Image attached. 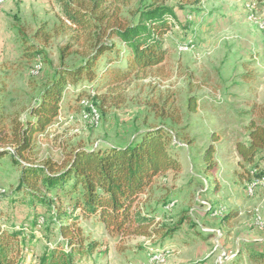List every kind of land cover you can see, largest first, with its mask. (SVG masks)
Instances as JSON below:
<instances>
[{
  "label": "rangeland",
  "instance_id": "obj_1",
  "mask_svg": "<svg viewBox=\"0 0 264 264\" xmlns=\"http://www.w3.org/2000/svg\"><path fill=\"white\" fill-rule=\"evenodd\" d=\"M152 2L174 7L178 16L164 36L165 62L106 85L109 76L102 72L110 59L111 66L127 65V48L113 40L116 53L98 61L96 80L66 86L59 117L36 136L30 162L60 164L77 149L125 146L148 129L164 127L182 169L157 177L139 206L159 225L178 230L166 239L120 241L97 219L79 217L86 243H99L79 264H249L247 249L264 251V207L250 214L225 194L237 174L254 169L237 163L236 144L249 142L252 121L264 123V0H130L122 17L136 23ZM88 53L64 20L59 0H0V105L7 128L30 119L58 71L83 65ZM9 151L0 158V227L31 232L35 239L20 264H38L45 246L58 239L57 211L27 205L28 198L17 192L21 167ZM222 162L231 166L224 171L231 175L224 185L229 192L215 181ZM244 179L239 185L246 198L262 204L264 183ZM54 194L48 198L56 201ZM76 196L64 197L67 215L80 214Z\"/></svg>",
  "mask_w": 264,
  "mask_h": 264
},
{
  "label": "trees",
  "instance_id": "obj_2",
  "mask_svg": "<svg viewBox=\"0 0 264 264\" xmlns=\"http://www.w3.org/2000/svg\"><path fill=\"white\" fill-rule=\"evenodd\" d=\"M59 1L64 20L75 30L77 39L87 44L86 62L75 69L61 68L25 122L15 120L8 129L0 105V158L12 149L11 159L22 172L17 192L28 198L29 207L57 211L54 215L58 239L53 245L45 246L38 264H79L93 254L99 243H86L83 230L76 223L79 217L97 219L120 241L130 237L166 239L178 230L159 225L153 215L143 213L139 206L140 195L157 177L169 172L176 174L182 169L171 149L173 138L164 127L148 129L139 140L125 146L77 149L60 164L30 162L29 153L36 136L43 134L59 117L66 86L96 80L98 61L106 54L116 53L117 44L113 40L117 39L127 48V65L111 66L110 59L102 72V76H109L106 85L121 83L132 75L162 65L167 57L164 36L173 28L172 23L178 21L174 7L155 2L145 6L133 23L122 17V7L130 0ZM191 1L181 0L184 4ZM248 137V143L236 144V151L242 167L253 165V170L241 174L253 183L264 179V168L260 169L264 161V123L252 121ZM213 153L210 147L206 154L208 162ZM50 194L57 195L56 201L48 198ZM73 194L77 195L74 209L80 211L78 216L67 215L63 208L65 198ZM34 239L31 232L25 233V227L12 230L0 227V264H20L24 249ZM247 251L249 264H264V251Z\"/></svg>",
  "mask_w": 264,
  "mask_h": 264
},
{
  "label": "crops",
  "instance_id": "obj_3",
  "mask_svg": "<svg viewBox=\"0 0 264 264\" xmlns=\"http://www.w3.org/2000/svg\"><path fill=\"white\" fill-rule=\"evenodd\" d=\"M254 118L251 119V121L253 120ZM220 142V141H218ZM234 152L236 153V150L234 149ZM239 157V156H238ZM181 161V160H180ZM240 162V158L237 159V163ZM183 163V162H181ZM230 164H228L227 162H222V164H220L218 166V168L222 169L223 172L221 174H217L216 175V179L215 181H218V184L221 185L223 187L224 190H228L229 192V189H226L225 188V184H229L230 182H228L227 180V177L231 176V175H227L225 176L224 174V171L225 169H228L230 170L231 169V166H229ZM234 167V166H233ZM234 169V168H233ZM175 174V173H174ZM241 173L237 174V181H232V189H231V193H228V194H225L226 197H228L229 195L232 196V200L237 203V204H240L242 203V205H246V208L247 210L249 211L250 214H254V212L258 211L260 212L261 210V207L263 206L264 207V197H263V203L262 204H259L260 202V199L258 201V199H252V198H246L247 196L245 195V193H243L239 183L241 181L245 182V179L240 175ZM236 182V183H235ZM230 187V186H229ZM217 194H220L219 192H217L215 194V196L217 197ZM228 195V196H227ZM229 198V197H228ZM252 212V213H251Z\"/></svg>",
  "mask_w": 264,
  "mask_h": 264
},
{
  "label": "bare ground",
  "instance_id": "obj_4",
  "mask_svg": "<svg viewBox=\"0 0 264 264\" xmlns=\"http://www.w3.org/2000/svg\"><path fill=\"white\" fill-rule=\"evenodd\" d=\"M97 122V121H96ZM258 183H264V179L262 181H259ZM253 186V185H252ZM258 186V185H257ZM255 189V188H254Z\"/></svg>",
  "mask_w": 264,
  "mask_h": 264
},
{
  "label": "built area",
  "instance_id": "obj_5",
  "mask_svg": "<svg viewBox=\"0 0 264 264\" xmlns=\"http://www.w3.org/2000/svg\"><path fill=\"white\" fill-rule=\"evenodd\" d=\"M96 113V110H95V112H94V114ZM249 191H251V189L249 188Z\"/></svg>",
  "mask_w": 264,
  "mask_h": 264
}]
</instances>
